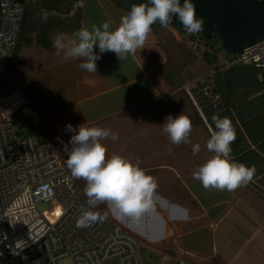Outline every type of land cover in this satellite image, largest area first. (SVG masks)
<instances>
[{
    "label": "crops",
    "instance_id": "crops-1",
    "mask_svg": "<svg viewBox=\"0 0 264 264\" xmlns=\"http://www.w3.org/2000/svg\"><path fill=\"white\" fill-rule=\"evenodd\" d=\"M127 11L113 0H78L75 8L62 15L73 21L72 28L56 30L47 47L36 43L18 52L17 78L38 114L37 139L71 147L73 132L65 130L68 123L118 133L115 141H100L106 146V158L119 153L138 163L156 179L157 188L153 207L140 218L117 220L111 209L110 217L132 232L140 249L154 254L157 264L178 259L188 264H264V186L246 183L232 191L205 189L193 177L192 168L183 161H171L166 150L161 152L154 145L156 130L164 122L158 114L164 107L158 96L166 92L159 74L166 61L161 27H152L145 48L134 55L102 53L95 73L81 69L80 60L65 58L53 45L58 33L71 36L82 25L91 29L108 20L115 27ZM49 13L56 14L53 9ZM195 111L202 118L197 107ZM202 121L207 127L206 119ZM142 130L135 139L134 134Z\"/></svg>",
    "mask_w": 264,
    "mask_h": 264
},
{
    "label": "built area",
    "instance_id": "built-area-1",
    "mask_svg": "<svg viewBox=\"0 0 264 264\" xmlns=\"http://www.w3.org/2000/svg\"><path fill=\"white\" fill-rule=\"evenodd\" d=\"M25 3L0 0V264H57L62 259L72 264H142L138 238L96 206L92 210L101 218L88 227L77 226L79 214L90 207L84 189L74 182L51 143L20 140L16 134L15 126L23 121L39 123L8 71ZM234 65L253 66L262 80L264 42L230 54L221 69ZM213 74L200 80L198 93L219 112L221 99L212 92ZM41 204L46 208L41 210ZM173 264L188 262L178 259Z\"/></svg>",
    "mask_w": 264,
    "mask_h": 264
},
{
    "label": "clouds",
    "instance_id": "clouds-1",
    "mask_svg": "<svg viewBox=\"0 0 264 264\" xmlns=\"http://www.w3.org/2000/svg\"><path fill=\"white\" fill-rule=\"evenodd\" d=\"M173 16L190 34L198 33L204 27L203 19L196 15L193 0H141L139 4L131 5L115 27L108 20L101 25H92L91 29L82 25L71 36L58 33L53 45L64 52L65 58L80 60L81 69L95 73L96 61L102 53L111 51L117 57L134 55L145 48L152 25L159 22L167 26ZM94 46L98 51H94ZM212 120L215 129L206 147L214 155L200 164L192 175L205 189L232 191L250 181L255 168L231 159V145L236 139L232 121L219 115H213ZM161 125L171 143L189 142L192 123L187 115L168 114ZM65 130L73 132L69 140L71 147L64 149L66 166L71 177L85 181L84 193L90 206L79 214L76 220L78 227H88L101 218L92 210L99 202H107L118 219H138L153 207L156 179L138 163L119 153L106 158V146L100 141L104 138L115 141L119 138L118 133L84 124L74 128L71 123L65 125ZM198 150L199 144L194 145L193 151Z\"/></svg>",
    "mask_w": 264,
    "mask_h": 264
},
{
    "label": "rangeland",
    "instance_id": "rangeland-1",
    "mask_svg": "<svg viewBox=\"0 0 264 264\" xmlns=\"http://www.w3.org/2000/svg\"><path fill=\"white\" fill-rule=\"evenodd\" d=\"M25 2V13L26 11L31 13L35 18V21L41 25L42 23L48 22L51 19L49 16L50 14H54L49 13V11L44 8L35 6L31 0H25ZM45 15L47 16V19L44 18ZM56 15L64 19L62 15L57 13ZM70 23L73 24V21H67V25ZM158 27H161V29L158 31L159 38L163 43L162 49L166 56V61L160 67L159 72L160 76H162L165 80L166 92L162 96H158V102H160V104H162L164 107L158 111V114H161L163 118H165V116L168 114L173 116H176L180 113L187 115L191 120L192 129L189 134L188 143L181 142L179 144H173L168 139L167 134L162 131L161 126L156 130L157 138L154 139V145L156 147L159 145L161 147V152L166 150L171 161L174 162L180 160V163L183 161L185 163L184 165L189 166L193 169V171H195L200 164L205 162V160L210 156L214 155V153L210 152L206 147V142L211 135L208 131L209 129L202 121L201 115L195 111L197 107L200 113H202L204 116L203 107L207 104V101L199 96L198 89L200 85L198 83L205 80V78H207V76H209L212 72H215L216 66L223 67V63L227 58V55L224 51H220L216 54L218 63L216 65H210L203 60V54L205 51H211L212 45H208L205 40L202 39L200 32L190 34L184 27L181 30H176L170 25V23L167 26L162 25ZM55 32L58 31L53 30L50 33L49 38H51L52 34ZM35 37L36 31L25 36V40L21 39L19 41L15 53L17 60H13L14 64H10L8 68V71L11 73L10 76L12 80L17 84L23 94L24 91L17 78V70L21 64L18 52L22 49V47L26 48L36 44ZM26 38L31 39V43H27ZM193 84H196V86L191 88L190 86ZM187 87L189 88L194 100L190 98L186 90ZM139 130L140 129H137V131ZM15 131L20 140L40 137V130L36 126L32 125L29 121H23L17 124L15 126ZM141 134H143V130L140 131V134H134L135 139L138 140L139 135ZM164 142H166V145ZM196 144H199V150L194 152L193 146ZM51 145L70 173V170L66 166L67 154L64 150L66 146L60 145L59 143H51ZM252 149L256 150V147H252ZM263 156L264 155L261 154V157L264 160ZM190 163H192V165ZM254 168L255 171L253 173L252 179L248 181L247 184H250L251 186H264V161L259 165H255ZM72 178L80 188L84 189L82 184H84L85 181L82 178ZM95 206L111 219V208L107 202H99ZM39 208L41 210L45 209L46 205L41 204ZM115 218L120 220L116 216ZM139 252L140 258L142 259V264H157L153 258L154 254L148 253V251L144 249H139ZM148 255H150L149 258ZM57 264L72 263L69 259H62L59 260Z\"/></svg>",
    "mask_w": 264,
    "mask_h": 264
},
{
    "label": "trees",
    "instance_id": "trees-1",
    "mask_svg": "<svg viewBox=\"0 0 264 264\" xmlns=\"http://www.w3.org/2000/svg\"><path fill=\"white\" fill-rule=\"evenodd\" d=\"M49 16L51 19L41 25L35 21L31 13L24 11L19 41L25 40V36L36 31L35 42L47 47L49 35L53 30H67L73 27L71 24L67 25L66 19H62L56 14ZM169 23L176 30H181L184 27L175 16ZM155 25L162 26L157 22L152 27ZM200 33L202 39L208 45H212L211 51L204 52L203 60L210 65H216L218 63L216 54L223 49L214 38L205 35L204 29ZM26 42L31 43V39L26 38ZM15 53L16 50L9 65L14 64L13 60H17ZM225 54L230 55L227 52ZM221 68L216 66L212 76V92L217 93L221 99L219 107L221 111L217 112L211 101L206 96L199 94L202 99L207 101L203 107V113L212 131L215 129L213 115L226 116L232 121L236 139L231 145V159L253 167L262 162L258 152L264 154V72L261 74L262 80H259L257 77L259 71L253 66L234 65L224 70ZM260 91L263 92L258 94ZM252 147H256V150Z\"/></svg>",
    "mask_w": 264,
    "mask_h": 264
},
{
    "label": "water",
    "instance_id": "water-1",
    "mask_svg": "<svg viewBox=\"0 0 264 264\" xmlns=\"http://www.w3.org/2000/svg\"><path fill=\"white\" fill-rule=\"evenodd\" d=\"M41 1L51 2L53 12L63 15L75 8L78 0ZM113 1L125 10L141 2ZM193 3L196 15L204 21L205 35L214 38L224 52L239 54L264 42V0H193ZM207 127L211 134L212 129Z\"/></svg>",
    "mask_w": 264,
    "mask_h": 264
},
{
    "label": "flooded vegetation",
    "instance_id": "flooded-vegetation-1",
    "mask_svg": "<svg viewBox=\"0 0 264 264\" xmlns=\"http://www.w3.org/2000/svg\"><path fill=\"white\" fill-rule=\"evenodd\" d=\"M33 1V4L35 6H38L39 8H44L46 9V6H49V8L47 9L48 11H51V6H52V3H48L46 1H41V0H31Z\"/></svg>",
    "mask_w": 264,
    "mask_h": 264
}]
</instances>
